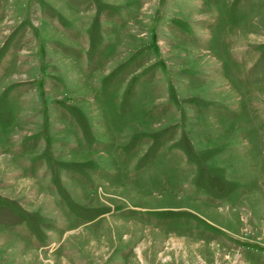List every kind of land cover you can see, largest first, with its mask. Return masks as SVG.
<instances>
[{"label": "rangeland", "instance_id": "374dc122", "mask_svg": "<svg viewBox=\"0 0 264 264\" xmlns=\"http://www.w3.org/2000/svg\"><path fill=\"white\" fill-rule=\"evenodd\" d=\"M0 264H264V0H0Z\"/></svg>", "mask_w": 264, "mask_h": 264}]
</instances>
